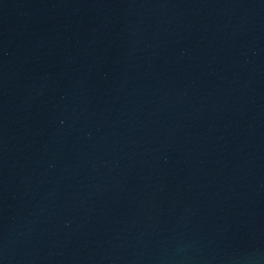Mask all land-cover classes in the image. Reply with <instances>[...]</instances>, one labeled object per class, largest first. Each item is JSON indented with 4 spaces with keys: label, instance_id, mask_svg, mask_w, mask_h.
<instances>
[{
    "label": "water",
    "instance_id": "water-1",
    "mask_svg": "<svg viewBox=\"0 0 264 264\" xmlns=\"http://www.w3.org/2000/svg\"><path fill=\"white\" fill-rule=\"evenodd\" d=\"M0 264H264V0H0Z\"/></svg>",
    "mask_w": 264,
    "mask_h": 264
}]
</instances>
